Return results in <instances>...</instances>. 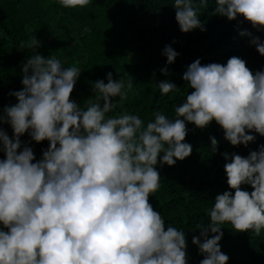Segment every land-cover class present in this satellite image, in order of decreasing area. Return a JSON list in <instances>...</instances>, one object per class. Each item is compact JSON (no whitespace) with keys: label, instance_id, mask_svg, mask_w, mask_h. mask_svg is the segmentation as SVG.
<instances>
[{"label":"clouds","instance_id":"9594fccd","mask_svg":"<svg viewBox=\"0 0 264 264\" xmlns=\"http://www.w3.org/2000/svg\"><path fill=\"white\" fill-rule=\"evenodd\" d=\"M55 2L76 9L91 0ZM199 3L207 6V0ZM174 7L182 33L204 30L193 0H174ZM214 11L264 29V0H216ZM250 42L264 56V42ZM39 47L34 36L20 43L21 51ZM163 55L171 65L179 54L165 46ZM22 71V90L10 92L18 103L4 109L6 119L0 117L13 130L9 138L0 129V225L7 229L0 230V264H187L185 232L172 225L165 230V220L149 203L160 188L158 160L172 167L191 155L192 146L184 142L187 123L203 130L215 121L232 146L254 142L251 132L264 137V71L253 74L236 56L226 65L196 60L183 74L193 91L176 107L175 119L156 113L146 126L136 115H109L127 99L131 79L114 81L108 73L107 83L97 81L94 99L81 107L70 99L78 67H62L59 59L37 52ZM161 73L170 74L167 67ZM157 86L162 95L179 90L167 80ZM25 133L36 143L49 142L35 163L30 147L20 151ZM210 139L215 153L218 142ZM223 155L230 159L224 171L231 191L216 195L210 224L198 226L200 236L192 239L204 256L200 264H227L219 246L222 225L254 236L264 230V145L246 158Z\"/></svg>","mask_w":264,"mask_h":264},{"label":"trees","instance_id":"16d2710c","mask_svg":"<svg viewBox=\"0 0 264 264\" xmlns=\"http://www.w3.org/2000/svg\"><path fill=\"white\" fill-rule=\"evenodd\" d=\"M193 6L200 8L198 16L204 30L182 33L175 18L174 0H91L87 7L76 9H65L55 0H0V117H5L6 107L18 103L10 92L22 90V67L37 52L45 58L59 59L62 67L81 70L70 97L81 107L94 99L97 81L107 83L108 73H112L114 81L131 79L133 88L127 99L109 115H136L145 126L156 113L175 119L176 107L193 91L183 74L196 60L202 66L226 65L229 58L236 56L253 74L264 71V56L250 42L252 37L264 42V29L257 31L242 16L229 21L217 15L216 0H207L206 7L193 0ZM245 30L252 36L239 34ZM33 36L40 47L21 51L20 43L27 45ZM165 46L179 54L171 65L163 55ZM165 67L170 73L167 76L161 73ZM165 80L179 90L162 95L157 85ZM186 128L184 142L192 146V153L172 167L160 165L158 160L160 188L150 195L149 203L165 220V230L172 225L185 232L187 264H200L204 256L192 239L200 236L198 226L210 224L209 211L216 195L231 191L224 171L230 159L226 161L223 154L246 158L264 145V137L251 132L248 134L256 137L254 142L247 147L232 146L215 121L203 130L191 123ZM0 129L13 137L10 124L0 123ZM210 138L218 142L215 153ZM20 140V151L24 146L33 150V163L41 160L50 146L48 141L36 143L28 133ZM3 159L0 146V160ZM241 187L249 193L253 190L249 185ZM221 227L219 246L229 257L227 264H264V230L254 236L251 231L237 233L230 224ZM0 230L7 231L2 225ZM212 235L209 233V238Z\"/></svg>","mask_w":264,"mask_h":264}]
</instances>
